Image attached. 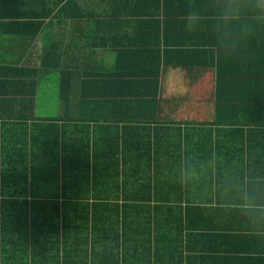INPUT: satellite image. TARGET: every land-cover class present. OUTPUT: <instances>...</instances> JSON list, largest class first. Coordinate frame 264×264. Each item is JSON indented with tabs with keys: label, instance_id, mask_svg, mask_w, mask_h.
<instances>
[{
	"label": "crops",
	"instance_id": "crops-1",
	"mask_svg": "<svg viewBox=\"0 0 264 264\" xmlns=\"http://www.w3.org/2000/svg\"><path fill=\"white\" fill-rule=\"evenodd\" d=\"M186 2L0 0V264H264V31Z\"/></svg>",
	"mask_w": 264,
	"mask_h": 264
},
{
	"label": "clouds",
	"instance_id": "clouds-1",
	"mask_svg": "<svg viewBox=\"0 0 264 264\" xmlns=\"http://www.w3.org/2000/svg\"><path fill=\"white\" fill-rule=\"evenodd\" d=\"M182 19L189 33L207 30L210 21L215 47L232 54L264 31V0H205L204 5L187 0ZM243 207L252 211L262 206L246 201Z\"/></svg>",
	"mask_w": 264,
	"mask_h": 264
}]
</instances>
